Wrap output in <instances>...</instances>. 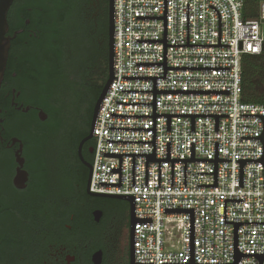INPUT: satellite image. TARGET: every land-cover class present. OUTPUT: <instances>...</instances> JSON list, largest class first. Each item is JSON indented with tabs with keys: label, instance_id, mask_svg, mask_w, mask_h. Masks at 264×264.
Instances as JSON below:
<instances>
[{
	"label": "built area",
	"instance_id": "obj_1",
	"mask_svg": "<svg viewBox=\"0 0 264 264\" xmlns=\"http://www.w3.org/2000/svg\"><path fill=\"white\" fill-rule=\"evenodd\" d=\"M244 3L113 0L88 189L132 197L134 264H264V104L242 101L264 0Z\"/></svg>",
	"mask_w": 264,
	"mask_h": 264
},
{
	"label": "flooded vegetation",
	"instance_id": "obj_2",
	"mask_svg": "<svg viewBox=\"0 0 264 264\" xmlns=\"http://www.w3.org/2000/svg\"><path fill=\"white\" fill-rule=\"evenodd\" d=\"M29 4L14 0L7 12L13 38L0 83V264H94L95 253L98 264H129V203L87 193L94 140L80 143L95 102L71 104L74 88L84 92L85 46H96L97 67L104 59L105 20L77 15L60 61L44 46L45 25L31 24L29 14L41 8Z\"/></svg>",
	"mask_w": 264,
	"mask_h": 264
},
{
	"label": "trees",
	"instance_id": "obj_3",
	"mask_svg": "<svg viewBox=\"0 0 264 264\" xmlns=\"http://www.w3.org/2000/svg\"><path fill=\"white\" fill-rule=\"evenodd\" d=\"M263 0H245L244 3V18H255L258 14L259 3ZM29 6H33L37 9L41 8V13L32 12L29 14L31 18V24L36 27L39 22L45 25L46 41L44 46L46 49H51L54 54L53 47L56 51H59L60 58L62 61L63 53V38L65 37V31L69 24L75 22V18L79 14L85 12L90 15L98 14L99 17L103 15L105 20L104 26V49L102 50V57L104 58V69L100 72L101 82L94 83L93 70L99 68L100 65L96 66V46L89 45L85 46L83 50L85 57L83 60L84 67H86L87 75L84 76L79 86L84 91L82 95L74 88L77 92L71 100V104L74 109L83 102L91 101L95 102L97 99L102 86L107 78V27H108V0H30ZM37 11V10H36ZM26 17V16H25ZM41 17V20L39 19ZM38 44L36 43V46ZM81 46H76L75 49L80 50ZM81 50V52H83ZM102 68V67H100ZM93 69V70H92ZM99 76V79H100ZM242 101L245 103L264 104V49L259 55H245L242 58ZM90 113V112H89ZM85 117V114H84Z\"/></svg>",
	"mask_w": 264,
	"mask_h": 264
},
{
	"label": "water",
	"instance_id": "obj_4",
	"mask_svg": "<svg viewBox=\"0 0 264 264\" xmlns=\"http://www.w3.org/2000/svg\"><path fill=\"white\" fill-rule=\"evenodd\" d=\"M14 0H0V83L3 78L4 74V69L6 66L7 58H8V52L10 48V41L13 37L7 36L9 27H8V22H7V12L12 5ZM113 0H108V27H107V37H108V51H107V78L102 86V89L95 101L94 107H93V112H92V121H91V127H90V133L89 135L84 138L81 144L92 137L93 133V126L94 122L96 119L97 111L99 108V105L106 94L109 85L111 84L113 80ZM80 151V147H79ZM80 153V152H79ZM244 162H242V165ZM88 179H87V189L89 186V178H90V173H91V166L88 165ZM88 195L92 197H106V198H114V199H124L126 200L129 205H130V260L129 264H134V257H133V250H132V234H133V226L136 223V220L134 219V202L132 197H127V196H116V195H104V194H95V193H89L87 192ZM94 217L95 220H98L99 217V212L94 211ZM97 257V258H96ZM241 255L236 256V262L239 260ZM93 262L94 264L99 263V253H95L93 256ZM236 264V263H235Z\"/></svg>",
	"mask_w": 264,
	"mask_h": 264
},
{
	"label": "rangeland",
	"instance_id": "obj_5",
	"mask_svg": "<svg viewBox=\"0 0 264 264\" xmlns=\"http://www.w3.org/2000/svg\"><path fill=\"white\" fill-rule=\"evenodd\" d=\"M260 29L262 31V35H263V38H264V23H262L260 25ZM104 66H105L104 61H102L100 63V67H102V68L99 67V70L94 71V76H93V80L95 81L94 83H98L99 84L101 82L100 72L104 69ZM99 76H100V79H99Z\"/></svg>",
	"mask_w": 264,
	"mask_h": 264
}]
</instances>
